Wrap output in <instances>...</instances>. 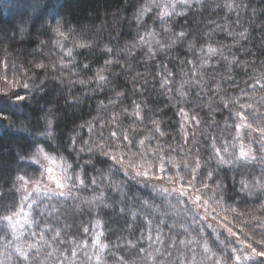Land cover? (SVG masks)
<instances>
[{
	"label": "snow or ice",
	"instance_id": "snow-or-ice-1",
	"mask_svg": "<svg viewBox=\"0 0 264 264\" xmlns=\"http://www.w3.org/2000/svg\"><path fill=\"white\" fill-rule=\"evenodd\" d=\"M196 2L202 3V0ZM189 3L190 0H172L171 3L169 0H147L145 6L138 10L136 21L138 24L141 23L142 17L146 13H151L154 7L158 10L155 18L164 22L163 31L170 32L171 29L164 18H170L178 4L189 5ZM227 6L232 9V4ZM176 14L182 15V13ZM53 20L55 27L49 25V29L58 37L67 40L69 37L63 31V21L55 17ZM222 27L226 26L217 25V28ZM145 34L156 35L147 30ZM186 35L184 31H180L176 33L175 40L171 43H161L160 40H156L155 43L161 50L171 48L176 40H181ZM228 35L247 38L244 31L228 32ZM140 43H144L143 36L140 37ZM54 46L62 50L65 48L60 40H56ZM91 46L86 42L74 43V47L79 49H90ZM192 47L189 45V50ZM104 51L112 53L113 49L105 46ZM200 51L204 52V49L201 48ZM148 53L155 55L151 46H148ZM217 54L228 65L239 66L243 63L246 71L251 68L246 61L241 62L235 56L229 60L220 49L209 44L207 54L199 58V65L190 70L191 75L183 79L178 88L174 87V82L169 79L174 73L166 66L167 75L161 77L160 87L167 89L166 94H174L170 99H174L176 104L187 103L192 88L199 87L201 91H206L204 83L209 61ZM66 55L73 56V49L68 48ZM115 62L119 63L118 60ZM28 63L45 73L50 67L55 68L57 63L61 68L68 67L62 57L48 64L42 61ZM113 63V60H105V66ZM188 63L193 62L188 61ZM84 67L87 68L88 65ZM20 68L23 69L24 65H20ZM30 70H17L16 61L9 60L7 56L0 58V106L7 104L19 111L34 90H43L41 85L44 81L41 80L40 85L34 86L33 76L28 74ZM107 70H109L107 67L97 69L94 76L97 87L108 83V77L104 74ZM227 70L231 72V67ZM136 75L139 76L140 73ZM53 79L58 78L53 77ZM69 83L83 85L86 81L80 79ZM245 83L257 95H249L244 89H240L242 93L240 97L221 95L218 103L212 99L207 102L208 108L213 113L228 111L232 122L229 123V118L224 117L226 127L222 131L227 132L237 143H231L226 136H221L218 145L217 137L206 135L207 127L200 129L199 126L203 121L196 111L200 108V104H195L191 110L184 106L178 108V114L182 118L179 126L180 141H177L175 146L169 145L167 149L159 141V137L168 135L162 130L160 120L151 119L149 122L152 129L146 130L147 134L139 139L133 138L140 135L139 124L122 127L120 121L122 114L144 121L143 106L135 101L130 114L127 107H124L121 112L114 113L107 123L100 125L101 137H103V128L115 125V128L109 127V136L113 141L111 144L106 139L104 142L97 141L89 145L87 151L93 152L95 148L100 156L107 157L112 162L107 169L97 170L99 177L108 181L107 187L114 191L119 190L122 197L127 196L123 190L126 182L112 179L111 170L115 165L118 166L115 169L117 173L123 172L129 180L142 184L156 196L162 197L158 205L152 203L150 199L142 198L140 201L143 207L151 209L152 215L158 220L153 238V220L148 219L147 216L141 217L146 220L148 226L147 247L133 240L126 241V248L122 245L106 243L100 237L105 236L107 239L106 232L111 231L108 228L104 232H96L89 243L84 234H88L90 229L84 226L83 222L80 224L79 238L76 234H72L65 239L62 237L61 228H53L50 223H44L39 233L36 231L30 233L31 237H38L37 239H22L24 233L21 229L25 225L29 227L33 224L39 225L40 220L36 217H43L45 213L52 216L68 207L78 212H83L85 206L90 212L101 209V206L107 209L114 207L113 203L106 201L104 192L99 194L94 192L90 197L83 195L85 189L98 184L97 176L89 177L83 165L80 166L79 171H76L73 164L63 155H54L55 150H49L50 144L55 141V135L53 120L46 115L44 130L37 135L44 137L48 144L32 136L27 152L18 154V160L29 161L31 165L37 167L32 172L18 170L8 191L6 193L0 191V240L5 242L4 252H0V255L5 256L9 264H264V62L259 70L252 69ZM21 90H25L27 94H22ZM220 92L221 87L217 84L216 93ZM116 95L122 97L124 93L118 92ZM110 103L114 102L110 100ZM100 104L104 108L107 107L102 101ZM3 111V107H0V112ZM215 123L216 120L212 119L207 126L210 127ZM193 125L195 129L192 128ZM94 127L92 121L87 122L89 133ZM22 131L31 136L30 129L24 128ZM253 133L257 135H252ZM201 136L204 140H201ZM152 140L157 141L155 147L151 144ZM246 140L249 142L246 143ZM123 141H127V144H123ZM205 141H208L207 145ZM76 143L77 138L74 136L72 144ZM83 143L89 144V141L84 140ZM133 147L137 150L132 151ZM205 147L210 150L207 156L202 151ZM80 151L83 152L85 149L82 147ZM84 163L92 165L93 160L89 159ZM213 163L215 167L212 166ZM252 164L260 166L258 175L250 168ZM225 168L232 172L238 170L239 189L233 187L231 192L229 191L225 184V176L222 174ZM232 179L235 183V176ZM54 198L56 203L52 202ZM68 201L74 203L69 206ZM119 212L124 213L125 208L121 207ZM130 215L133 221L137 219L135 211H131ZM102 224L99 219L95 222L96 227H101ZM161 225L167 226L172 233L168 237L167 244L161 235L163 232ZM132 226L131 223L128 224L129 228ZM71 227V224H65V228ZM45 229L52 232L50 238L46 237ZM208 229L211 231H207ZM143 239L145 235L141 231L140 240ZM65 244L66 247H60ZM156 244L161 247L154 246ZM113 248L119 251H113ZM0 264H5L4 260H0Z\"/></svg>",
	"mask_w": 264,
	"mask_h": 264
},
{
	"label": "trees",
	"instance_id": "trees-1",
	"mask_svg": "<svg viewBox=\"0 0 264 264\" xmlns=\"http://www.w3.org/2000/svg\"><path fill=\"white\" fill-rule=\"evenodd\" d=\"M146 3L147 0H0V58L7 56L9 60L16 61L17 70L31 69L28 74L33 76L34 86L40 85L41 80L44 81L41 85L43 90H34L21 110L17 111L7 104L0 106L4 109L0 112V191L5 193L8 191L18 170L32 172L36 168L29 161L18 160V154L27 152L32 136L48 144L44 137L37 135L44 130L47 115L53 120L55 135V141L50 144L49 150H55L54 155H63L73 164L76 171H79L80 166L83 165L89 177H98V184L85 189L83 195L90 197L94 192L96 194L104 192L106 201L114 205L111 209L101 206V209L91 212L85 206L83 212L68 207L52 216L45 213L43 217H36L40 220L39 225L26 226L22 230L24 233L22 239H37L38 237H31L30 233L32 231L39 233L44 223H50L53 228H61L62 237L65 239L72 234H76L79 238L81 222L90 228L99 219L103 222V232L106 228L111 229L106 232L107 239L103 236L102 241L126 248V241L133 240L147 247L148 226L142 216L153 220L152 235L155 238V225L158 220L152 215L151 209L143 207L140 201L142 198L150 199L152 203L158 205L162 197L156 196L142 184L129 180L123 172L117 173L115 169L118 166L114 165L111 170L112 179L126 182L123 190L127 196L122 197L119 190L114 191L107 187L108 181L100 178L97 171L107 169L112 162L107 157L100 156L95 148L93 152L87 151L89 145L97 141L104 142L106 139L108 143H112L109 127L115 128V125L103 128V137L100 136V125L107 123L114 113L121 112L124 107H127L130 114L133 111L134 101L143 106L144 121H138L135 117L126 114L120 116L124 128L139 124L141 132L138 137H133L134 139L143 138V135L147 134L146 130L152 129L149 121L157 119L161 121L162 130L168 133L165 137H159L160 143L165 149L169 145L175 146L176 142L180 141L179 126L182 119L178 114V108L184 106L191 110L195 104H200V108L196 109L203 121L199 126L200 129L207 127L206 135L217 137L218 145L221 136H226L231 143H237L227 132L222 131L226 127L224 117L229 118V123L232 122L228 111L213 113L208 108L207 102L212 99L218 103L221 95L240 97L242 95L240 89H244L249 95H257L252 88L246 86L245 82L248 81L252 69L259 70L264 62V0H202V3L190 0L189 5L178 4L177 11L170 18H164L171 29L170 32L163 31L164 22L155 18L158 10L154 7L151 13H146L142 17L141 23H137L138 10ZM228 4H232L231 10ZM53 17L63 21V31L69 37L67 40L58 37L49 29V25L55 27ZM217 25L226 27L217 28ZM146 30L156 35H146ZM180 31H184L186 37L176 40L171 48L161 50L155 43L156 40H160L161 43H171L175 40L176 33ZM241 31L246 32V39H241L238 35H228V32ZM141 36L144 37L143 44L140 43ZM56 40H60L65 45L63 50L54 46ZM75 42H86L92 46L90 49H79L74 47ZM209 44L220 49L229 60L235 56L241 62L246 61L251 68L246 71L243 63L239 66L228 65L217 54L209 61L204 83L206 91L194 87L187 98V103L176 104L174 99H170L174 94H166L167 89L160 87L161 77L167 75L165 66L174 73L169 79L174 82L173 86L178 88L181 81L191 75L190 70L199 65V58L207 54ZM189 45L193 46L191 50ZM105 46L111 47L113 52L106 53ZM148 46L153 48L154 56L148 53ZM68 48L73 49L71 57L66 55ZM201 48L204 52L200 51ZM61 57L68 67L61 68L57 63L55 68L50 67L47 73L35 69L28 63L42 61L48 64L58 61ZM106 59L113 60L114 63L105 66ZM117 60L119 63L115 62ZM22 64L23 69L20 68ZM84 65L88 67L85 68ZM105 67L109 69L104 72L108 77V83L97 87L95 73L97 69ZM229 67L231 72L227 70ZM137 73L140 75L137 76ZM229 76L231 79H226ZM80 79L85 80L86 83L83 85L69 83ZM217 84L221 87L220 93H216ZM118 92L124 95L117 96ZM21 93L27 94L25 90H21ZM110 100L114 103H110ZM101 101L107 106L106 108L101 106ZM220 107L222 108V105ZM212 119H215L216 123L208 127V122ZM89 121L95 125L91 133L87 128ZM81 125L85 126L81 127ZM24 128L31 130V136L22 131ZM192 128L195 129V126L193 125ZM116 130L120 131V129ZM244 131L246 132L247 129ZM74 136L77 138L76 144H72ZM84 140L89 141V144H84ZM201 140H204L203 136ZM122 143L127 144V141ZM156 143V140L151 141L153 147ZM207 143L208 141H205V145ZM82 147L85 149L83 152L80 151ZM136 150V147L132 148V151ZM229 150L231 151V148ZM202 151L207 156L210 150L205 147ZM89 159L93 160L92 165L84 163ZM212 166L215 167V163ZM250 168L257 175L259 174L258 164H252ZM222 174L230 192L233 187L239 189L238 170L232 172L225 168ZM233 176L236 178L235 183ZM52 202L56 203L55 198ZM67 203L71 206L74 202ZM121 207L125 208L124 213L119 212ZM131 211L137 213V219L134 221L130 215ZM66 223L71 224L72 227L65 228ZM129 223L133 225L131 228L128 227ZM160 227L163 228L161 235L167 244L168 237L172 233L167 226ZM141 231L145 235L143 240H140ZM207 231L210 232L211 229ZM45 232L46 237L50 238L52 232L48 229H45ZM84 235L90 242L89 235ZM4 243L0 240V252H4ZM66 246L67 244L60 245V247ZM154 246L161 247L159 244ZM112 250L119 251L117 248ZM0 260L9 264L3 255H0Z\"/></svg>",
	"mask_w": 264,
	"mask_h": 264
},
{
	"label": "rangeland",
	"instance_id": "rangeland-1",
	"mask_svg": "<svg viewBox=\"0 0 264 264\" xmlns=\"http://www.w3.org/2000/svg\"><path fill=\"white\" fill-rule=\"evenodd\" d=\"M169 2L171 3L172 2V0H169ZM195 2H196V0H195ZM177 7H178V5H177ZM175 11H177V10H175ZM35 166V165H34ZM37 167V166H36ZM27 225H25V227H26ZM24 227V228H25ZM23 228V229H24ZM23 229H21V231L23 230ZM90 229V232L88 233V235H89V239H90V242L89 243H91V240L93 239V236H94V234L96 233V232H103V230H102V226L101 227H96L95 226V223L89 228ZM102 238H103V236H101L100 237V239L102 240Z\"/></svg>",
	"mask_w": 264,
	"mask_h": 264
}]
</instances>
